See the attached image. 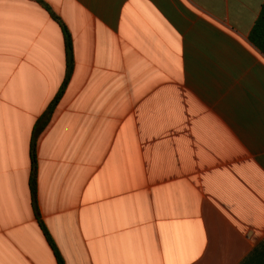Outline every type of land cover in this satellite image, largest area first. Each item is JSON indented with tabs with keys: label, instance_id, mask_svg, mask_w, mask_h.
Returning a JSON list of instances; mask_svg holds the SVG:
<instances>
[{
	"label": "crops",
	"instance_id": "1",
	"mask_svg": "<svg viewBox=\"0 0 264 264\" xmlns=\"http://www.w3.org/2000/svg\"><path fill=\"white\" fill-rule=\"evenodd\" d=\"M0 0V264H264V0Z\"/></svg>",
	"mask_w": 264,
	"mask_h": 264
},
{
	"label": "trees",
	"instance_id": "2",
	"mask_svg": "<svg viewBox=\"0 0 264 264\" xmlns=\"http://www.w3.org/2000/svg\"><path fill=\"white\" fill-rule=\"evenodd\" d=\"M34 1L40 4L48 12L51 18L60 26L62 33H63V37H64L66 58H67V70H66V76H65L64 82L61 88L59 89L58 93L56 94V96L49 103L46 110L41 115V117L36 121L34 130L32 132L31 142H30L29 155H30L31 170H30V177H29V190H30V197H31V203H32L34 214L39 219V211H38V204H37V154H36L37 153V139L39 135L41 134V132L49 124L52 114L56 106L58 105L62 97L64 88L72 74L73 51H72L71 35L68 29L66 28V26L63 24V22L56 16V14L42 0H34ZM248 40L254 47H256L260 51V53L264 54V3H262L259 15L249 32ZM40 226L54 252L57 264H64L59 252L56 249L54 242L50 238L42 222H40Z\"/></svg>",
	"mask_w": 264,
	"mask_h": 264
}]
</instances>
